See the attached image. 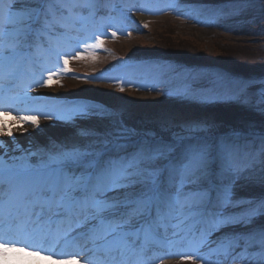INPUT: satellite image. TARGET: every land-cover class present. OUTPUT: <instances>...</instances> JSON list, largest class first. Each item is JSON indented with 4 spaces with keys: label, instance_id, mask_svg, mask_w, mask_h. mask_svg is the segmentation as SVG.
<instances>
[{
    "label": "snow or ice",
    "instance_id": "6c2138e0",
    "mask_svg": "<svg viewBox=\"0 0 264 264\" xmlns=\"http://www.w3.org/2000/svg\"><path fill=\"white\" fill-rule=\"evenodd\" d=\"M103 3L0 0V136L13 137L12 123L24 131V124L39 128L41 114L51 118L17 109L14 102L29 99L27 91L34 86L51 87L54 76L71 71L70 59L84 58L77 49L86 48L87 41L71 33L93 20ZM101 35L93 33L94 47H103ZM60 41L69 42L77 54L57 48ZM52 49L57 63L52 68L41 64L40 78L23 82L25 68L31 70L37 55ZM116 82L124 91L125 82ZM21 87L22 97L16 92ZM185 95L197 98L195 92ZM259 103L264 105V96ZM58 118L109 123L81 127L77 140L54 145L36 161L35 153L13 157V163L0 156V257L9 250L39 256L43 249L27 243L39 236L72 242L78 251L60 259L76 264L81 254L84 264H155L156 259L165 264L155 250L177 244L189 251L166 255L179 256V264L237 259L264 264V223H258L264 220V197L239 200L231 188L241 172L257 163L264 169V135L214 136L206 121L186 122L163 134L141 133L90 105ZM237 227L245 231H225ZM214 233L219 235L213 238Z\"/></svg>",
    "mask_w": 264,
    "mask_h": 264
},
{
    "label": "rangeland",
    "instance_id": "374dc122",
    "mask_svg": "<svg viewBox=\"0 0 264 264\" xmlns=\"http://www.w3.org/2000/svg\"><path fill=\"white\" fill-rule=\"evenodd\" d=\"M126 4H121L120 10L103 8L100 22L94 18L84 26L77 25L82 30L71 35L87 41L86 48L81 44L77 49L84 58L70 59L71 71L54 76L51 87L34 86L27 91L29 99L14 102L17 109L48 113L51 118L41 114L39 128L24 124V131L10 124L13 137L0 136V142L5 143L0 156L13 163V157L35 153L32 160L36 161L54 145L77 140L81 127L99 129L109 123L107 119L68 122L58 118L80 105L102 108L113 121L141 133L163 134L186 122L206 121L214 136L238 132L253 139L264 135V105L259 103L264 96V0H127ZM112 31L117 32L115 38ZM93 33H102V48L94 47ZM60 43L57 48L71 56L77 54L70 51L69 42ZM54 51L49 50V56L37 55L34 70H30L35 75L32 73L27 82L40 78L41 64L52 68L57 63ZM136 61L139 64L134 67ZM59 63L62 66V60ZM117 80L125 82L124 91ZM177 83L182 87H176ZM188 90L197 98L185 95ZM41 91L60 96L36 94ZM16 92L22 97L24 90L21 87ZM82 97L86 101L69 102ZM231 188L239 200L264 197V169L257 163L254 170L241 172ZM218 235L214 233L213 238ZM66 243L32 244L43 249L41 255L54 254L52 258L57 259L72 254L65 251ZM169 251L187 252L189 248L177 244L157 249L154 255L164 257L165 264H179V256L166 255ZM79 256V264H84L83 254ZM254 264H259L258 260Z\"/></svg>",
    "mask_w": 264,
    "mask_h": 264
},
{
    "label": "bare ground",
    "instance_id": "6f19581e",
    "mask_svg": "<svg viewBox=\"0 0 264 264\" xmlns=\"http://www.w3.org/2000/svg\"><path fill=\"white\" fill-rule=\"evenodd\" d=\"M38 92L37 95H54L60 96L56 93H46ZM77 96H83L82 93H77ZM70 97H75L76 95H69ZM78 250H73L72 253L77 252ZM57 254V253H55ZM59 255V254H58ZM49 257V256H48ZM47 256H29L26 252H18L15 250H9L6 257H0V264H76V261L71 260H61L60 258H48ZM80 258V256H79Z\"/></svg>",
    "mask_w": 264,
    "mask_h": 264
},
{
    "label": "trees",
    "instance_id": "16d2710c",
    "mask_svg": "<svg viewBox=\"0 0 264 264\" xmlns=\"http://www.w3.org/2000/svg\"><path fill=\"white\" fill-rule=\"evenodd\" d=\"M190 92V91H189ZM211 101V100H210ZM213 102V101H212ZM227 120V118H225ZM226 123H230L229 125H236V122L227 121Z\"/></svg>",
    "mask_w": 264,
    "mask_h": 264
}]
</instances>
